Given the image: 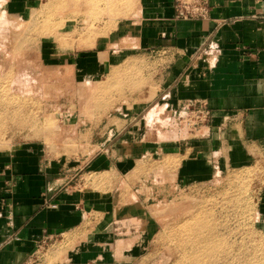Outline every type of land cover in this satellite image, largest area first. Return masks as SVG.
<instances>
[{"label": "rangeland", "instance_id": "374dc122", "mask_svg": "<svg viewBox=\"0 0 264 264\" xmlns=\"http://www.w3.org/2000/svg\"><path fill=\"white\" fill-rule=\"evenodd\" d=\"M133 3L36 0L15 13L0 11V155L36 149L52 162L53 170L60 165L64 172L88 153L93 129L101 134L112 121L122 130L132 118L133 135L127 139L132 138V146L124 147L120 138L116 143V158L127 160L125 168L129 160L124 149L131 147L137 155L129 166L131 174L124 179L113 173L94 177L100 190L115 181L117 213L136 204V189L147 188L140 190L151 198L161 196L151 202L159 226H148L146 237L136 229L123 235L124 263L216 264L221 259L226 262L219 264H264V162L231 168L209 181L174 190L157 180L169 170L160 161L162 152L172 150L140 154L142 141L159 146L194 135L172 108L154 106L140 112L146 91L151 88L154 93L155 74L164 63L156 53L126 58L127 48L134 44L123 39L119 21L130 17ZM112 32L114 44L98 43ZM105 50L111 53H96ZM103 134L99 141H106ZM112 134L115 137L117 131ZM66 238L62 244L61 236L40 242L31 264H69V253L77 244L71 236ZM144 240L147 254L135 260L137 244Z\"/></svg>", "mask_w": 264, "mask_h": 264}, {"label": "crops", "instance_id": "0c3cea01", "mask_svg": "<svg viewBox=\"0 0 264 264\" xmlns=\"http://www.w3.org/2000/svg\"><path fill=\"white\" fill-rule=\"evenodd\" d=\"M35 2L0 0V11L15 13ZM133 5L130 17L119 21L126 34L123 39L134 44L127 48L126 58L156 53L164 63L157 68L154 93L151 88L146 91L140 112L161 106L172 108L178 116L185 100H203L211 111L209 125L188 141L149 146L150 142L141 140L140 154L172 150L160 157L169 169L157 179L160 184L174 190L186 188L231 168L263 163L264 0H211L208 21L178 19L174 0H134ZM115 36L112 32L98 43L108 47L116 42ZM96 53L109 55L111 50ZM127 121L122 130L108 121L103 131L106 141H99L105 134L97 130L94 134L93 129L88 153L74 160L71 166L75 167L65 173L60 165L53 170L52 162L36 149L0 155V264H31L40 242L61 236L59 244L66 243V235L77 244L75 252L69 253L75 256L69 264H132L123 261L127 251L123 235L136 229L146 237L149 227L159 226L151 202L161 196L151 198L141 192L147 188L136 189V204L117 213L115 181L100 190L94 180L103 174L113 173L120 179L131 174L129 166L137 156L132 148L123 151L128 169L126 159L116 158L120 155L117 138L124 147L132 146V138L127 139L133 135V121ZM148 149L152 150L148 153ZM261 205L264 212V202ZM137 248L135 260L146 256L148 243L144 240Z\"/></svg>", "mask_w": 264, "mask_h": 264}, {"label": "built area", "instance_id": "2783aa9c", "mask_svg": "<svg viewBox=\"0 0 264 264\" xmlns=\"http://www.w3.org/2000/svg\"><path fill=\"white\" fill-rule=\"evenodd\" d=\"M174 7L176 17L180 20L208 21L211 19V0H174ZM203 54L206 55L207 52L205 51ZM177 112L178 119H180L179 122L184 123L186 121L187 124H184V126L188 127L189 125L193 130V135L207 127L211 120V111L207 102L203 100H185L181 103ZM191 129L189 130L191 131Z\"/></svg>", "mask_w": 264, "mask_h": 264}, {"label": "bare ground", "instance_id": "6f19581e", "mask_svg": "<svg viewBox=\"0 0 264 264\" xmlns=\"http://www.w3.org/2000/svg\"><path fill=\"white\" fill-rule=\"evenodd\" d=\"M218 261L222 262L223 260H221V259L219 260L218 259ZM220 262H217L216 264H219ZM223 262H226V261H223ZM190 264H194V263H190Z\"/></svg>", "mask_w": 264, "mask_h": 264}]
</instances>
